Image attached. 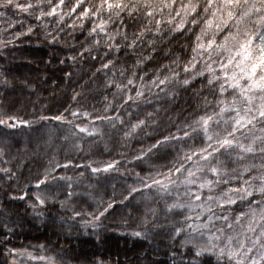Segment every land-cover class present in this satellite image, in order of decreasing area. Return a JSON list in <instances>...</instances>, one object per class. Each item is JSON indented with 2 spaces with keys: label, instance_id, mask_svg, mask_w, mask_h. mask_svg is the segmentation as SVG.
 Returning a JSON list of instances; mask_svg holds the SVG:
<instances>
[{
  "label": "trees",
  "instance_id": "obj_1",
  "mask_svg": "<svg viewBox=\"0 0 264 264\" xmlns=\"http://www.w3.org/2000/svg\"><path fill=\"white\" fill-rule=\"evenodd\" d=\"M16 2L35 5L37 0ZM99 2L81 0L76 7V0H64L63 5L59 0H43L45 13L52 7L56 13L40 19V8L30 9L31 14L15 7L0 9L6 11V17L0 18V114L28 122L16 128L0 126V170H8L7 175L0 171V264H13V260L15 264H47V258H54L55 264H237V259L244 264L253 259L264 264L259 244L246 256L228 255L229 249L238 248L239 240L246 238L247 246H252L250 222L259 235L264 205L248 201L262 198L254 193L224 207L218 206L222 199H205L244 186L237 183V179H249L248 173L237 175L243 166L260 165L264 160L252 154L238 160V149H221L216 159L224 162L230 177L237 178L225 177L229 183L214 185L211 193L199 188L201 181L183 183L184 169L175 172L182 161L185 169L195 171L197 157L191 161L183 157L209 143L195 122L219 112L222 105L217 101L238 95L230 88L221 95L222 79L209 83V69L222 76L216 62L222 58L221 50H213L211 57L207 49L202 55L193 51L201 29L207 33L201 42L207 44L218 22L207 27L211 11H202L206 0H199L201 8L194 17L197 25L190 23L191 15H176L180 4L189 0H176L172 8L165 6L171 0H149L163 12H157L151 22L143 9L133 17L121 14L124 28L114 24L107 31L113 35L116 29L126 32L127 40L115 36L112 47L99 30L90 35L99 19L80 15ZM103 19L108 20L107 12ZM182 20L185 26L180 29ZM29 26L32 32L27 31ZM141 32L135 46L129 47L133 34ZM225 34H217L218 44ZM108 61L112 63L102 67ZM165 78L166 83L159 84ZM130 79L132 84H128ZM138 91L143 95L138 97ZM73 111L76 116L71 115ZM56 116L64 119L56 120ZM261 127L257 124L252 134L261 135ZM223 128L222 121L219 127L210 122L209 134ZM185 131L189 136H184ZM108 163L114 167L104 171ZM93 168L101 171L94 173ZM46 174V182L37 187ZM206 178L213 179V175ZM169 180L174 183L163 189ZM35 193L45 200L43 205ZM196 193L201 195L199 201L194 198ZM108 203L113 207L94 220ZM178 204L184 207H175ZM240 212L245 216L237 221ZM204 224L206 228L199 227ZM137 232L141 235H134ZM229 236L233 237L231 245ZM213 244L215 248L201 251ZM12 249L22 255L11 253ZM41 256L46 259L32 258Z\"/></svg>",
  "mask_w": 264,
  "mask_h": 264
},
{
  "label": "snow or ice",
  "instance_id": "obj_2",
  "mask_svg": "<svg viewBox=\"0 0 264 264\" xmlns=\"http://www.w3.org/2000/svg\"><path fill=\"white\" fill-rule=\"evenodd\" d=\"M176 3V0H171L170 3L165 6L172 8ZM59 4L63 5L64 0H59ZM81 0H76V7H80ZM10 7H15L21 12L30 13V9L34 7L40 8L41 11L37 16V19H40L44 16H52L56 13V8L52 7L51 10L45 13L43 8V0H37V3L34 5L32 3L21 4L16 2V0H0V9L7 10ZM201 8L199 0L192 2L189 0L188 4H180V11L176 12L177 16H180L183 13L184 16H193L190 23L192 25H197L198 20L195 15H198V9ZM143 9L144 15L151 19L154 18V15L157 12L162 13L163 8H155L149 0H100L98 4L91 5L89 8L84 9L80 15L83 17H95L99 19V24H95L90 32V35L97 33L99 30L100 33H104L108 37V46L112 47V41L115 36H120L122 39L127 40V33L121 32L119 29H116L115 34L108 33L107 29L112 27L114 24H119L120 28H124V21L120 18L121 14H126L128 17H133L135 13ZM76 8H72L70 11H75ZM202 11L204 14H208L211 11V17L206 19L205 23L208 28H212L214 20H218L215 23V30L211 33V39L208 40L207 44L201 42L202 36L206 35L205 29H201V35L197 36V45L193 49L194 53L203 54V50L207 49L209 51V57H211V52L213 50H221L218 52V55L222 56L221 59L216 61L219 63L220 68L222 69V76L216 75L215 71L209 69L212 73V79L209 80V83H212L213 80L220 81L223 80L219 85V92L223 95L228 88L232 89L238 95L233 96L231 100H219L217 101L218 105H222L219 108V112H213L212 115L201 116L195 123L199 125L200 130L205 135L206 139L209 141L206 147L194 150L191 155L186 154L183 157L184 161H191L193 157H197L195 171L191 169H185L183 161L180 162L179 166L175 168L176 173H180L182 169L187 172V176L183 183L191 185L196 184L198 181L199 188L208 189V192L213 191L214 185H219L221 183L227 185L229 179L225 177H230L229 172L224 167V162L216 159V154H219L221 149L225 150H239L240 155H238V160H244L245 154H252L253 156L259 155V157L264 160V127L259 129L261 135L256 136L252 134V130L256 129L257 124L264 125V0H206V3L203 5ZM108 13V20L103 19L104 13ZM113 16L115 20H113ZM6 17V11H0V18ZM255 17V19H253ZM61 20L63 16L60 17ZM159 23V21L157 22ZM251 25V27H249ZM13 25H9L12 27ZM185 22L182 20L179 24V28L183 29ZM28 32H32V28L29 26L27 28ZM219 33H226L223 35L221 43L216 42V36ZM144 33L133 34V39L129 41L128 46L134 47L139 36H142ZM20 35V34H17ZM55 39V38H54ZM231 41V45L229 44ZM3 43V41H0ZM99 43V41H96ZM118 50V46H117ZM195 60V56L193 57ZM111 61H108L107 64H103L102 67L107 68ZM186 72L188 68L184 69ZM202 75L203 73H199ZM135 75V73H133ZM167 78L160 80L159 84L163 85L166 83ZM133 80H128V84H132ZM155 83V82H153ZM184 84H188L189 80H184ZM227 86V87H226ZM117 87H120L117 85ZM143 93L137 92V96H141ZM128 99H132L131 96ZM228 113V119H223L224 115ZM71 115L76 116V112H72ZM84 115H88L84 113ZM43 119H47L44 117ZM56 120H63V116L54 117ZM98 119H109L108 117H98ZM221 121L224 124V128L220 132H215L214 134H209L210 122H213L217 127H219ZM19 123H28L27 121H20L17 117L4 114H0V126L7 128H16ZM143 121H140L139 124H143ZM139 125H134L133 127H138ZM79 127V126H77ZM196 129L194 128L193 131ZM80 131L87 132V128H80ZM238 134H240L238 136ZM184 136H189L188 131L184 132ZM247 139L249 142L246 144L243 142V139ZM215 161V163H213ZM66 166V165H65ZM60 167V165H56ZM114 167L113 163H108L104 171ZM4 171L5 174H8V170ZM92 171L99 172L101 169L93 168ZM235 170H233L234 172ZM258 172V175H253L252 173ZM199 173L200 175H197ZM243 173H248L249 179L239 180L237 183H241L242 187L238 188H228L227 192L222 194V197H213L208 195L205 199L209 202L215 200H221L222 203L218 204L219 207H224L225 204L233 205L237 203V200L244 201L249 197H253V194L259 195L262 199L249 200V204L255 203L257 206L264 205V163L260 165L245 164L243 166L242 172L237 175H242ZM213 175V179H207V175ZM236 176L230 177V179H236ZM47 180V174L44 179H41L37 183V187L41 184H44ZM169 183H174V181L169 180L168 183L164 184L163 189L168 188ZM153 184L160 185V182L153 180ZM148 187L147 184L144 185ZM131 191L135 192L137 189L133 188ZM27 196V193L24 194ZM70 195V194H69ZM35 199L40 205L45 203V200L41 198L39 193L34 194ZM235 197V198H233ZM23 198V197H21ZM195 200L199 201L201 195L199 193L194 194ZM203 207V205H199ZM112 203H108L104 208L103 212L93 216L94 220H99L100 216L104 215V212H107L108 209L112 208ZM175 207H184L183 204L175 205ZM211 213V209H206ZM253 212V219H255L254 210L249 209ZM78 215V214H77ZM91 215V214H90ZM245 213L240 212L236 217V220L239 221L241 217H244ZM212 219V215L209 216V220ZM227 224L228 228H231V224L227 223L228 217H221ZM261 221H264V209H261L260 215ZM193 228V231H196V227L189 225ZM199 227H207V224L200 225ZM217 231L222 232V229ZM248 231L253 232L254 238L251 241V247L247 246L248 241L245 238L244 240L238 241V248L236 250L229 249L228 255L230 257H239L241 254L247 255L253 251V248L259 244L261 251V260H264V243H261V240L264 239V224L261 225V231L259 235H256V229L252 227L251 222L248 226ZM177 234L181 232V229H176ZM134 235H141L137 232ZM218 238V237H217ZM229 245L232 244L233 237H226ZM43 247L42 245L40 246ZM216 245H211V248L201 249V251H209L212 248H215ZM11 253L15 255H22L16 249L10 250ZM220 254L222 255L225 249H220ZM200 252H197L199 255ZM31 255V254H29ZM33 259L45 260V257H32ZM15 264V260H13ZM47 264H55L54 258H47ZM237 264H244L242 259H237ZM251 264H258V262L253 259Z\"/></svg>",
  "mask_w": 264,
  "mask_h": 264
}]
</instances>
